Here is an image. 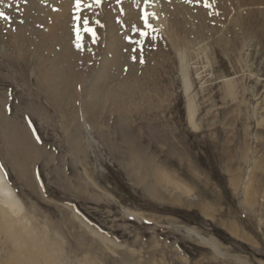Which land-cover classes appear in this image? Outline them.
Masks as SVG:
<instances>
[{
  "label": "rangeland",
  "instance_id": "obj_1",
  "mask_svg": "<svg viewBox=\"0 0 264 264\" xmlns=\"http://www.w3.org/2000/svg\"><path fill=\"white\" fill-rule=\"evenodd\" d=\"M91 2L42 15L57 67L0 39V264H264V0H149L119 75Z\"/></svg>",
  "mask_w": 264,
  "mask_h": 264
},
{
  "label": "bare ground",
  "instance_id": "obj_2",
  "mask_svg": "<svg viewBox=\"0 0 264 264\" xmlns=\"http://www.w3.org/2000/svg\"><path fill=\"white\" fill-rule=\"evenodd\" d=\"M94 1L95 2H93V3L92 2L89 3L90 6L92 7V8L90 7V9H91L90 13L94 14L92 16H93L94 20L97 19L98 24L103 23V21L105 20V17L108 16V18H106V19H108L107 25L109 26V29L106 27L108 30L106 31L104 38L111 45L107 46V48H106L108 51L107 54L110 52L112 54L111 57L109 58V60H112V63H114L117 66V68L115 67L117 70V75H119V73L122 74L123 71H127L124 69V66L127 67V65L129 64V60H125V59H128V57H127L128 55L126 54L127 55L126 56L124 54V53H128V49H129L128 45L126 43L127 42L133 43L136 41L135 43H138V45H139L140 42L142 43L144 38H145L144 41L147 39L146 37H148V39L149 38L151 39L152 37L153 38L157 37V33L154 32V28L151 29V27L157 26V24L155 25V22H156V19H158V18H155L154 13L152 12L153 8H154L153 6L155 5V0H150L151 2L149 4L146 3L149 0H116V2L114 0L110 4L105 3L103 0H99V1L94 0ZM181 1L182 0H162V3L164 4L165 7H167L168 10H170L173 6L179 7L181 4ZM144 3H146V5L148 6L147 8L152 10V11H150V10L148 11V16L150 18H152L153 25H152V22H150L149 19H147L148 24L151 25L150 28L147 27L145 24V19H144L145 14L143 13V10H142V5ZM71 4L72 3H70V0H0V12H3L5 14L4 16H0V24L7 25L8 22H10V25L8 26L10 28L5 27V32L3 33L4 35H2L0 37V39H2V41L8 40L10 42H13L14 45L16 44L19 49H23V51L26 53V57L28 59H31L32 57L37 56V58L39 59V60L38 59L36 60V63L38 65V69L41 68L40 64H42L43 62H47L46 60H43V62H41L42 58L43 57L47 58V56H51V60L48 62L53 67H57V66H55V64H57V62L59 61L58 52L60 53V51H55L54 46H56L57 44H60V41H61L60 34L59 33L55 34V32L53 31V33L50 35V37H48L49 38L48 41H47L48 38L47 39L44 38L46 40H43L42 38H40V35H41L40 28L41 27H40L39 22L42 21L41 20V18L43 17L42 15L52 13L50 11H52V8L56 7V5L58 8L61 7L62 9L68 10L69 7L71 6ZM81 4H84V2L81 1ZM162 5H158V6H162ZM27 7L31 8V9L29 10ZM159 9H160V7L158 8V10ZM31 10H36V11H31ZM161 10H163V9H161ZM101 11H103V12H101ZM117 13H118V19H119L118 22L116 21V17H115V15ZM63 14H64V12H63ZM173 14H175V13L173 12ZM59 15L61 16L60 13H59ZM96 15L99 17H96ZM177 15H178V12H177ZM46 16H48V15H46ZM67 16H68V14H67ZM49 17L50 16H48L47 18H49ZM52 17H54V16L52 15ZM65 17L66 16L64 15V19H65ZM43 18L45 19V17H43ZM48 20L50 21V18ZM67 20L70 21V18H67ZM76 20H78V19L76 18ZM122 20L128 21L130 23V25L128 26L125 24L127 26V28L124 27ZM65 21H66V19H65ZM83 21H85V19H83ZM131 23H133V24H131ZM76 25H77V23H76ZM61 28H63V27H61ZM44 29H45V27H44ZM111 29L114 30L113 33H112ZM49 31H51V30H49ZM142 31L145 32L146 35H141ZM51 32H49V33H51ZM73 34H76V31L73 32V27L68 24V26H66L64 28V33H63L64 49L69 52L67 55H71V52H73L72 51L73 49L72 48L70 49V45H69L71 41H73V44L77 48L79 53L82 52L83 45H82V43H79L78 41L73 40V37H74ZM46 35H45V37H46ZM87 35H89V34L87 33ZM94 36H96V35H94ZM42 40H43V43L41 44ZM79 40H81V39H79ZM95 40H97V39H95ZM40 44H41V46H40ZM0 46L2 47L1 44H0ZM21 46L23 48H20ZM44 47H46L45 48L46 49V52H45L46 56L41 55L42 53L39 51V49L43 50ZM131 48H133V50H134L133 44H131ZM27 52H29V54H27ZM132 58H134V57L132 56ZM110 65H111V63H110ZM18 67L20 68L19 69L20 72H24L28 68V66L24 65V64L18 65ZM108 69H110V67ZM129 70H131V68H129ZM3 103H7L11 109L14 107V102L11 98H4ZM121 117H123V113L121 114ZM24 142L25 141L23 140V143ZM19 206H20L19 199L15 196V193H14L13 189H11L8 180L3 175V173L0 171V211L2 210V207L4 209L8 208V209L12 210L13 208H16V207L18 208ZM5 228H7V227H5ZM1 229H3V228H0V230Z\"/></svg>",
  "mask_w": 264,
  "mask_h": 264
},
{
  "label": "snow or ice",
  "instance_id": "obj_3",
  "mask_svg": "<svg viewBox=\"0 0 264 264\" xmlns=\"http://www.w3.org/2000/svg\"><path fill=\"white\" fill-rule=\"evenodd\" d=\"M78 4H79V0H78ZM207 6V5H206ZM5 14L3 13V12H0V16H4ZM147 16H148V14L147 13H145V17H144V19H145V24H146V26L147 27H151V25L150 24H148V21H147ZM84 23H85V26H86V30H88V31H91V29H88L87 28V20L85 19V21H84ZM141 35H146V33L145 32H141Z\"/></svg>",
  "mask_w": 264,
  "mask_h": 264
}]
</instances>
